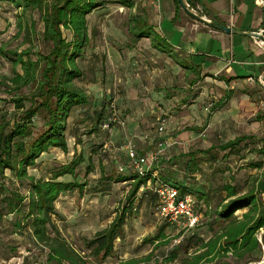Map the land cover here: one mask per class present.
<instances>
[{"label":"rangeland","instance_id":"rangeland-1","mask_svg":"<svg viewBox=\"0 0 264 264\" xmlns=\"http://www.w3.org/2000/svg\"><path fill=\"white\" fill-rule=\"evenodd\" d=\"M105 1L104 7L88 16L90 42L84 57L79 60L85 71V77L79 84L88 91L91 99L100 96L102 100L99 105L104 103L106 106L113 102L124 125L113 126L109 131L91 133L92 123L85 120L90 108L86 106L71 115L67 129L69 143L72 145L74 141L77 142L78 136L81 138L84 143L77 145L75 153L81 151L86 158L91 157L93 169L85 178L79 177L81 182L85 180L87 183L82 193L73 191L59 198L56 202L58 216L54 219L61 234L85 252L88 264H115L129 258L143 260L148 254L150 259L140 264H179L181 258L194 254L202 240L220 230L223 223L217 218V211L230 199L224 186H234L239 194L256 190L264 209V191L258 190V186L260 189L264 186V171L253 166L264 161L263 155L257 152L264 148V87L259 84L256 76H249L246 83L231 90L229 94L227 89L214 88L213 93L197 103L199 90L191 88L190 83L185 87L187 82H184L179 87L178 84L174 86L178 83L175 81L166 84L165 80L151 79L152 74L148 69L152 70V66L158 65L157 63L146 64L145 59L139 60L131 56L117 58L112 45L150 44V40L146 38L133 41L128 33L129 20L147 17L153 21L154 10L158 13L160 3L157 0H133V6L126 7L114 0ZM186 16L196 28L203 27L202 23ZM18 22L25 29L32 26L30 42L26 41L23 33L17 34ZM42 31L43 23L39 20L38 11L30 10L23 14L21 9L15 8L10 2H0V46L20 52L32 45L33 52L46 53L50 43L42 40ZM64 35L70 37L67 31H64ZM178 41L179 39H172L173 43ZM35 57L36 55L32 56L33 59ZM17 70L22 72L20 66ZM10 74V61L0 56V77ZM190 78L188 77V82ZM162 85L165 86L162 88ZM161 94L164 96L160 97ZM221 99V106L213 109ZM146 100L158 104L170 120L162 134L155 132V117L150 114ZM192 105L197 106L191 109ZM1 112H5L7 118L19 115L9 101V95L4 93L3 85H0V114ZM34 122L37 128L41 126L40 117L35 118ZM186 131L189 134L180 139L179 133ZM242 135L249 138L229 153L217 147ZM160 138L174 143L167 147L153 166H162L163 174H173L175 180H184L190 188L205 197H198L205 205L198 212L201 216L199 223L190 230L178 229L173 224L165 223L156 214V200L149 191L144 193L139 190L130 205L128 194L132 181L115 180L118 174L130 176L133 172L128 166L126 144L132 143L139 153L145 154ZM211 146L213 148L210 151H205ZM51 150L52 154L43 159V164L38 168L44 175H47L46 168L58 165L67 158L60 149ZM188 152L195 153L196 165L191 163L190 169L186 168L185 154ZM101 166L114 179H100ZM82 167L85 168V164ZM193 167L197 169L192 170ZM18 190L23 194L26 192L24 188ZM125 207L127 211L122 233L114 243L113 253L104 259L89 255L84 240H89L97 231L107 227ZM241 212L242 210H237L234 214ZM14 219V215H7L0 220V242L5 244V247H0V251H4L5 256L8 255L0 258V264H41L45 259V249L33 244L24 233H14ZM161 229L168 239L167 243L157 246L153 238ZM258 237L261 238L260 233ZM178 238L179 242H175ZM185 245L187 253L183 252ZM11 246L14 247L13 251H10ZM177 248L179 259L166 262L165 257ZM249 259L251 261L245 263ZM234 260L231 256H226L204 264L231 263ZM236 264H264V249L253 253L252 258Z\"/></svg>","mask_w":264,"mask_h":264},{"label":"trees","instance_id":"trees-1","mask_svg":"<svg viewBox=\"0 0 264 264\" xmlns=\"http://www.w3.org/2000/svg\"><path fill=\"white\" fill-rule=\"evenodd\" d=\"M5 1L21 9L23 14L30 10L38 11L39 20L43 23L42 40L49 42L50 47L46 53H43L33 52L32 45L20 52L0 46V56L7 58L11 63V74L1 76L0 85L4 86V93L9 95L14 110L19 113L12 118H7L5 112L0 114V220L7 215L15 216L12 220L13 232L24 233L33 244L45 249V259L41 264H88L85 252L79 250L61 234L54 217L58 216L56 202L59 198L73 191L82 193L87 183L85 180L81 182L79 177L85 178L93 169L91 157L86 158L81 151L75 153L77 145L84 143L81 142V138L78 136L77 142L74 141L72 145L69 143L67 131L69 118L74 112L87 106L91 110L86 113L85 120H90L92 123L91 133L109 131L102 126L111 113L112 102L106 106L104 103L99 105L102 100L100 96L91 99L79 84L85 77V71L80 66L79 60L84 57L90 42L88 16L104 7L106 1L0 0V2ZM114 1L122 6H133V0ZM171 1L176 16L185 13L177 0ZM184 1L194 9L201 2V0ZM203 12L208 14L204 9ZM210 19L218 21L215 17ZM17 27V34L23 33L26 41L30 42L29 33L33 31L32 26L25 29L22 23L18 22ZM64 31L70 34L69 38L64 35ZM128 33L133 41L149 38L154 47L166 51L165 39L145 18H131ZM34 55L36 57L33 59ZM18 66L21 73L17 70ZM188 69L196 72L195 68ZM195 75L196 80L199 74ZM195 80L193 79L191 83ZM230 80L224 81L227 83ZM222 101H218L213 109L219 107ZM25 103H28V106H25ZM117 114L121 118L118 110ZM37 117L41 119L39 128L34 122ZM248 138L247 135L238 136L217 147L229 153ZM56 148L60 149L67 158L58 165L46 168L47 175H44V172H39L38 168L43 164V159L52 154L51 149ZM212 148L213 146L205 151H210L209 149ZM257 152L264 157V148ZM185 156L187 169H190L191 163L196 165L194 152H188ZM83 164L85 168L82 167ZM253 166L264 171V161ZM196 169V167L192 168V170ZM100 173V179L108 181L114 179L112 174L105 173L103 166L100 167ZM118 175L115 176L117 181H132L128 194L130 205L139 190L144 193L149 191L156 200V214L157 197L151 189L156 182L175 185L181 193L192 194L197 212L202 205H205L198 199V197L205 198L200 192L190 188L184 180H175L173 174H163L161 166H153L143 175L135 172L130 176ZM17 188H24L25 194ZM224 189L230 199L217 211V218L223 223L220 230L208 239L202 240L194 254L181 258L179 264H204L226 256H231L235 260L222 264H236L252 258L253 253L264 249V209L258 193L251 189L239 194L234 186L229 185L224 186ZM258 190L264 191V186L261 189L258 186ZM126 207L107 227L97 231L89 240H84L89 255L104 259L113 253L114 243L122 233ZM237 210L242 212L234 214ZM17 216L19 217L16 219ZM164 222L170 224L166 220ZM153 239L159 246L167 243L168 238L161 229ZM3 245L5 247V244L0 242V247ZM184 248L186 249L183 252L187 253L186 245ZM13 250L14 247L11 246L10 251ZM4 256L5 252L0 251V258L8 257V255ZM150 257L148 254L143 260L129 258L115 264H140L142 261H148ZM176 259H179V248L173 249L165 257V261L169 263ZM250 261L251 259L245 263Z\"/></svg>","mask_w":264,"mask_h":264},{"label":"crops","instance_id":"crops-1","mask_svg":"<svg viewBox=\"0 0 264 264\" xmlns=\"http://www.w3.org/2000/svg\"><path fill=\"white\" fill-rule=\"evenodd\" d=\"M157 1L160 3V10L158 13L154 10L153 21L148 20L147 17L144 18L165 39L166 51L157 49L151 42L150 44H120L121 46L113 44L117 58L131 56L139 60L145 59L146 64L157 63L159 66H152V70L148 69V72L152 74L151 79L165 80L166 84L175 81L178 83L174 86L178 84L179 87L184 82H187L185 87L190 83L191 88L199 90L197 103L213 93L214 88L227 89L229 94L231 90L246 83L249 76H256L264 69V54L258 46V40L246 35L227 34L204 24L203 27L196 28V25L187 18V14L180 13L176 16L171 0ZM196 9L206 18L215 17L218 23L240 31H261L264 28V7L258 6L255 0H201ZM203 9L208 13L207 15L204 14ZM173 38L179 41L173 43ZM188 68H195L196 72ZM196 73L199 77L195 80ZM193 79L195 82L191 83ZM226 79L231 80L225 83ZM86 92L90 96L88 91ZM161 96L164 95L161 94ZM226 98L227 96L224 100ZM146 102L148 108L150 107V110H146L155 117V123L159 116L166 114L155 102L150 103L151 100ZM196 106L190 107L193 109ZM188 134L187 131L179 133L178 137L181 139ZM168 139L170 140L171 137ZM161 170L163 172L162 166Z\"/></svg>","mask_w":264,"mask_h":264},{"label":"built area","instance_id":"built-area-1","mask_svg":"<svg viewBox=\"0 0 264 264\" xmlns=\"http://www.w3.org/2000/svg\"><path fill=\"white\" fill-rule=\"evenodd\" d=\"M258 6L264 7V0H255ZM195 12L198 9L192 8ZM197 12V13H198ZM264 32V28L261 30ZM258 46L264 54V42L258 40ZM256 79L261 86L264 87V69L256 75ZM111 113L103 123V128L111 130L113 126H123L124 121L117 114L116 106L112 102L110 105ZM167 116H159L156 120L154 129L158 134L165 131L166 125L169 123ZM174 142L160 138L155 142L154 148L145 154H140L132 143L125 146V152L128 158V166L133 172L140 175L145 174L153 167L155 162H158L159 157ZM122 170V168H121ZM157 197V215L175 225L178 229L190 230L195 227L200 221V214L197 212V205L192 194L185 192L181 193L175 186L163 182H156L151 188ZM180 238L175 242H179Z\"/></svg>","mask_w":264,"mask_h":264},{"label":"water","instance_id":"water-1","mask_svg":"<svg viewBox=\"0 0 264 264\" xmlns=\"http://www.w3.org/2000/svg\"><path fill=\"white\" fill-rule=\"evenodd\" d=\"M180 8L191 18L194 20L204 24L205 26H208L209 28L215 29V30H221L227 34H239V35H246L249 37H252L256 40H260L264 42V32L263 31H240L234 28H231L230 26H226L224 24L218 23L214 20L208 19L203 15H200L199 13L195 12L192 8L188 6V4L184 0H177Z\"/></svg>","mask_w":264,"mask_h":264}]
</instances>
